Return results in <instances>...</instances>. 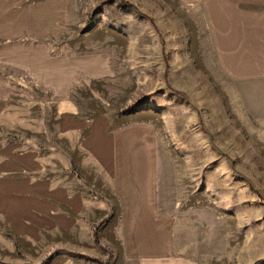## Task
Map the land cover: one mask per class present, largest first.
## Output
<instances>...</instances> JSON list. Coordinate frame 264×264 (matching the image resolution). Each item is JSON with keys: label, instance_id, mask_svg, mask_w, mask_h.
<instances>
[{"label": "crops", "instance_id": "obj_1", "mask_svg": "<svg viewBox=\"0 0 264 264\" xmlns=\"http://www.w3.org/2000/svg\"><path fill=\"white\" fill-rule=\"evenodd\" d=\"M178 1L200 5L228 75L264 76V0ZM68 2L0 0V236L13 240H2L0 264H43L45 252L51 264L99 245L114 262L169 258L176 241L161 205L164 112L137 105L127 52L78 33ZM36 94L49 103L47 131L9 120L16 108H35Z\"/></svg>", "mask_w": 264, "mask_h": 264}, {"label": "rangeland", "instance_id": "obj_2", "mask_svg": "<svg viewBox=\"0 0 264 264\" xmlns=\"http://www.w3.org/2000/svg\"><path fill=\"white\" fill-rule=\"evenodd\" d=\"M68 3L70 18L80 19L78 33L114 54L127 52L137 105L164 112L158 127L161 205L174 217L176 243L166 259L116 256L114 262L113 253L99 245L103 251H77L71 259L63 252L51 264H264V76L236 78L222 69L200 5ZM35 98V108H16L9 120L47 131L49 103L40 94ZM5 236L0 245L13 241ZM49 254L41 263L49 264Z\"/></svg>", "mask_w": 264, "mask_h": 264}]
</instances>
